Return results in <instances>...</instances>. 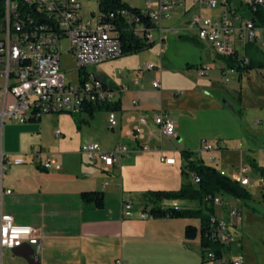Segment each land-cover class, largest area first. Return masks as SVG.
<instances>
[{
  "label": "crops",
  "instance_id": "0c3cea01",
  "mask_svg": "<svg viewBox=\"0 0 264 264\" xmlns=\"http://www.w3.org/2000/svg\"><path fill=\"white\" fill-rule=\"evenodd\" d=\"M185 1V7L176 8L165 21L171 20L175 15L178 19L176 25L180 26L177 29L178 37L196 40L194 33L184 28L191 7L190 1ZM174 27L163 28L174 30ZM157 37L158 35L155 38ZM161 43L166 47L164 37L161 38ZM197 44L201 49L205 45L198 41ZM246 46L243 48L245 54ZM160 50H164L161 45ZM132 56L120 57L118 60L137 58L135 55ZM219 58L221 59L219 66L209 62L214 69L205 78H200L196 74V68L200 65L187 68L186 64L185 71L180 76L181 80H174L177 82L176 87L180 88L173 90L163 88V71L155 66L153 69L155 73L149 81L145 80L146 77L143 75L147 72L144 67L142 69L129 67L131 70L127 75L114 78L109 76L110 66H106L112 61L100 64L95 75L108 83L118 94L115 98V103L119 102L120 105L119 111H115L117 126L108 129L107 119L104 120L102 127L110 133L103 143L98 137L102 128H97L94 123L95 113L90 116L85 111L80 114H86L90 119L82 120V125L75 119L69 122L70 125L65 132L55 130L54 134L59 131L60 135H55L64 138L67 133L69 138L74 137L77 141L88 142L85 144H98L103 151H109L116 145L125 143L132 156L122 159L119 164L109 169L91 165L84 157L88 166L79 161V164L68 163L67 168H63L58 163L59 160L54 158L44 160L41 152L37 151L40 157L31 159L33 165L28 166L24 163L10 167L6 178L7 171L4 174L3 185L11 190V195L3 197L2 212L10 216L17 226L38 229L40 239L36 245H23L13 253L8 252L7 264H115L117 260L124 264H159L160 262L191 264L193 249L198 251L200 257L199 240L184 239V229L188 225L186 220L140 218L141 214L146 213L142 194L149 190L159 191L154 189L175 191L165 189H170L168 183L171 175L178 174L184 177L182 174L184 162L180 156L183 150L193 152L205 164H208L206 159L213 156L215 163L208 165L218 172H233L244 166L250 168L249 160L256 165H262L253 154L255 152L249 148V140L246 141V137L264 139V93L258 90L264 91V70H257L260 71V79L252 74L254 70L247 72L236 70L228 74V79L232 76L234 80L227 87V95L220 94L215 89V84H227L222 81L221 71L228 66L224 58ZM209 63L201 62V65ZM119 65L122 66L121 63ZM192 70L195 71L197 80L205 84L203 91L209 94L208 98H204V92L201 94L195 85L189 82L187 76ZM79 76L80 73L77 72V77ZM155 81L159 82L158 90L152 87ZM249 83L251 87L245 86L246 89H242ZM178 92H182V95L178 96ZM224 96L230 97L239 106L238 112L242 114L240 120L234 119L220 102L221 99L224 100ZM133 101L137 104L133 105ZM159 112L167 113L173 120L175 138L167 139L160 136L158 128L153 123V116ZM103 113L107 116V112ZM41 119L42 117L40 121ZM140 119H145L144 125L140 124ZM30 124L21 125L12 121L5 123L0 135V158L12 157L11 154H14L12 151H17L18 155L26 153V150H20L21 141L19 145L14 144V148L17 149H10L5 143V137L7 138L5 133H9V127H23ZM136 128L142 130L139 139L135 133ZM16 141L18 142L17 138ZM209 141H218L217 147L214 148ZM100 142L103 143L104 148L101 147ZM203 142L211 145L214 150L207 153L200 152ZM234 142L238 144L237 149H233ZM79 148L80 146L78 153ZM259 150L264 154V140ZM161 159H174L175 162L173 165H167ZM38 160L53 161L60 166V170L44 171L38 167L40 162ZM186 178L189 180L180 182L179 188L191 182L190 175H186ZM260 182L264 184L261 180ZM244 188L251 196L247 187ZM90 191L103 193L102 208L97 209L93 203L86 205L81 200V193ZM128 201L133 203L131 218L122 215V205ZM178 203V201L163 202L162 205L164 208L183 206ZM234 207L238 206L234 204ZM248 208L252 212L255 211L251 207ZM218 209H215V214L226 217L224 210ZM239 225L241 222L235 231L233 245L243 241ZM236 247L238 248V245ZM200 264H202L201 260Z\"/></svg>",
  "mask_w": 264,
  "mask_h": 264
},
{
  "label": "built area",
  "instance_id": "2783aa9c",
  "mask_svg": "<svg viewBox=\"0 0 264 264\" xmlns=\"http://www.w3.org/2000/svg\"><path fill=\"white\" fill-rule=\"evenodd\" d=\"M191 7L186 19L185 29L195 35L196 40L208 45L219 57L237 60L234 67H226L221 71L223 83H228V74L236 71V66L245 67L248 59L244 49L240 47L248 43L258 47L264 59V28L255 26L252 10L264 5V0H189ZM121 3L146 15L154 30L145 32L138 24V18L130 15L125 9L108 15L112 20L122 17L129 26L134 25V33L140 39L155 44L161 36L173 29H164L162 21L167 20L176 8H183L185 0H120ZM96 4V3H95ZM97 9L90 11V17L80 15V0H4V16L0 20V135L6 122L17 124L31 123L44 115L68 114L78 115L87 111L89 106L112 105L117 92L104 85L93 73L85 69L119 59L122 56V46L117 32L109 23H102ZM218 11L216 16L206 13ZM42 20L36 23L35 17ZM35 22V23H34ZM158 35L157 38L155 36ZM159 38V39H158ZM240 43V44H239ZM240 46V47H239ZM63 53L73 56L76 70L82 73V81L72 86L67 83L61 68L60 57ZM148 64L144 70H153ZM214 69L212 64H203L196 68L200 78L207 77ZM97 79V90H88V81ZM154 89H160L158 81L152 83ZM182 92H178V96ZM136 105V101H133ZM153 123L163 138H175V124L165 112L153 116ZM145 124V119H140ZM117 117L114 111L107 112V127L114 129ZM137 139L142 130L135 129ZM56 135H60L56 131ZM213 147L202 143V153L213 151ZM79 153L91 165H99L104 169L112 168L126 158L130 150L126 145L119 144L109 151H103L98 144H84ZM36 158L40 155L37 153ZM208 164H214L215 158L206 159ZM264 163V154L261 158ZM167 165H173L174 159H161ZM25 163L23 158L1 156L0 158V264L4 252H13L23 245L33 246L39 242L40 233L34 227L17 226L10 216L2 212L4 196L11 195V190L3 185V177L12 166ZM38 167L44 171L60 170L53 161H40ZM221 175L245 187L248 184L250 168L241 167L231 175L219 171ZM191 182L198 184L199 179L190 173ZM106 185V184H105ZM205 202L214 209L227 211L226 217L214 215L210 219L206 239L217 246L219 251L206 250V264H243V256L232 257L231 246L235 242V231L241 222V213L231 205L223 195L208 196ZM122 215L133 216V203L122 205ZM142 220L149 217L148 213L140 215ZM115 264H124L117 260Z\"/></svg>",
  "mask_w": 264,
  "mask_h": 264
},
{
  "label": "rangeland",
  "instance_id": "374dc122",
  "mask_svg": "<svg viewBox=\"0 0 264 264\" xmlns=\"http://www.w3.org/2000/svg\"><path fill=\"white\" fill-rule=\"evenodd\" d=\"M81 2V10L80 15L83 18L90 17V11L92 9L96 10V4L94 1L90 0H80ZM173 14V13H172ZM218 11H214L211 13H206L207 16H216ZM178 19L175 15H173L172 19L169 21H162V26L164 27H174L171 33L162 34L161 37L165 38L166 49L160 50L159 42H155L154 47L148 51L142 52L140 54L135 55L137 57L135 60H123L119 61L114 60L111 64L106 66H110L111 75L114 78H120L121 76L127 75L131 69L129 67H134L135 69H142L147 64H152L158 70L163 71V78H162V85L163 88L167 90H173L180 87L177 86V82L174 81L176 79L181 80L182 72L185 71V67L191 66H198L201 65V62H212L215 66H219L221 59L217 57V55L211 50L208 45H204L203 49L200 46H195L190 44L186 41H183L180 37H178L177 29L180 26H177ZM156 37V36H155ZM240 44V43H239ZM240 47V46H239ZM243 47H240V51H242ZM133 57V56H131ZM121 63L122 66L119 65ZM60 64L61 68L65 73L67 83H70L72 86H75L78 83L77 77V70H76V62L72 55L63 53L60 57ZM187 64V65H186ZM211 64V63H209ZM103 65V64H102ZM97 67H88L85 69L86 73H94L97 74L98 68ZM165 70L168 72L166 73ZM173 72V73H172ZM259 72L254 70L252 73L256 77L259 78ZM153 73L155 70H150L145 72V80H151L153 77ZM174 76H173V75ZM210 75V74H209ZM174 77V78H173ZM189 82L194 84L196 89L202 94L204 92V98H208L209 94L207 95L205 91H203L205 84L201 80H197L195 76V71L192 70L189 72L187 76ZM246 79V77H243ZM230 82L227 84H215V89L219 91L220 94H226V90L228 85L234 79L232 76L229 77ZM260 79V78H259ZM245 86L251 87V83L245 84ZM246 89V88H245ZM256 89V88H255ZM182 90V89H180ZM259 92L260 89H258ZM177 91V90H175ZM173 91V92H175ZM220 102L224 105L225 109L234 117V119L240 120L242 118V114L238 112L239 106L228 96H224V100L221 99ZM95 125L99 130L98 137L101 142H106L105 139L107 138V134L110 133L109 131L104 130V120L107 119V116L103 112H95ZM77 119L79 123L82 125V120L90 119L86 114H80L76 116H71L68 114H49L44 115L39 123H31L30 125H24L23 127H9V133H5V143L8 144L9 148L12 150L17 149L14 148V144H18L21 141V149L26 150V153L22 155H18L17 151H12L14 154H11L12 157H22L25 160V165H33L31 159H35V155L37 151H40L43 155V159H50L54 158L59 160V164L63 168H67L66 165L69 164H79V161L83 163V165H87V162L84 160L83 156L78 153V147L82 144L88 143L84 141H77L74 137L69 138L68 134L63 137H58L54 134L55 130H59L61 132H65L69 127V122ZM89 121V120H88ZM103 126V127H102ZM106 128V125H105ZM5 130V129H4ZM8 130V127L6 128ZM5 130V131H6ZM24 130L25 132L22 133L21 131ZM70 134V133H69ZM18 139V142L16 141ZM246 141H248V146L251 148L255 153V157L257 158L259 164L258 166H264L261 158L263 156L262 151L259 150L262 148V140L263 138L256 139L247 136ZM7 139V140H6ZM100 142L101 147L104 148L103 143ZM214 148L217 147L218 141H209ZM233 149H237L238 144L233 143ZM123 145H126L123 143ZM232 146V145H231ZM19 149V148H18ZM258 150V151H257ZM132 154H128L127 157H131ZM42 159V160H43ZM40 161V160H38ZM157 161H159L157 159ZM158 163V162H157ZM256 164V163H255ZM49 171V170H48ZM47 171V172H48ZM50 172V171H49ZM234 172V171H233ZM233 172L227 171L226 173L231 175ZM8 175L5 174V178ZM250 184L246 185L247 189L251 192V199L249 201H236L231 199L230 197L224 195L223 198L230 201L232 206L237 205L238 209H240L242 214V221H241V231L243 235V241L241 243H235L231 247L232 257L237 256V254L243 256V264H264V180L256 175L250 167ZM189 180V178H188ZM186 176L183 178L180 175H171L168 188L165 190H176L179 188L180 182L188 181ZM154 190H164V189H154ZM175 202V201H170ZM180 205H183L179 208H191L196 209L198 207L197 203H182L179 201ZM246 204V205H245ZM253 208L255 211L252 212L248 207ZM145 209V208H144ZM218 209V208H217ZM219 210V209H218ZM224 214L227 211H223ZM188 225L198 226L197 220L187 221ZM240 224V223H239ZM197 241V240H196ZM238 245V248L236 247ZM8 252H5L3 255V264H7L6 255ZM10 254V253H9ZM11 255V254H10ZM191 264H200V257L198 251L193 249L191 252ZM159 264H163L160 262Z\"/></svg>",
  "mask_w": 264,
  "mask_h": 264
},
{
  "label": "trees",
  "instance_id": "16d2710c",
  "mask_svg": "<svg viewBox=\"0 0 264 264\" xmlns=\"http://www.w3.org/2000/svg\"><path fill=\"white\" fill-rule=\"evenodd\" d=\"M19 1V0H16ZM98 5V12L101 17L102 23H109L114 27L117 32L118 39L122 46V57L137 55L142 52L148 51L154 47V43L148 42L145 39L138 38L134 33V25L129 26L124 18L115 17L110 20L108 15L112 12L125 9L130 15L138 18V24L143 27L145 32L153 31L154 27L150 23L146 15L140 14L135 8L125 5L120 0H90ZM252 17L255 26L264 28V5L252 10ZM4 16V0H0V20ZM36 23L40 24L42 20L38 16L35 17ZM35 23V22H34ZM195 46H199L197 41L189 37H180ZM246 57L248 65L245 67L236 66L238 72H247L252 70H264L263 54L253 44L248 43L246 46ZM228 67H234L237 60L223 59ZM187 68H192L187 66ZM79 80L82 81V73L80 72ZM104 85L110 89V85L102 81ZM119 102L112 105H96L89 106L88 114L92 116L95 112H108L119 111ZM40 119L33 120L31 123H38ZM183 160L182 174L184 176L192 173L199 179L198 184L188 182L183 184L178 190L175 191H146L142 194L143 201L146 204V212L151 219H181L186 221L198 220V226L186 225L184 229V239L187 241L199 240L200 243V260L202 264L204 261L206 250L219 251V246L210 243L206 236L208 235L210 219L215 215V209L212 205L205 202L208 196L226 195L231 199L238 201H249L251 199L250 193L238 183L231 181L228 177L221 175L215 168L205 164L200 158L196 157L193 152L183 150L180 153ZM249 166L253 172L264 180V166H258L253 161L249 160ZM84 204H94V207L100 209L103 207L104 195L100 191L83 192L80 195ZM181 201L197 203L196 209L191 208H164L163 202Z\"/></svg>",
  "mask_w": 264,
  "mask_h": 264
},
{
  "label": "bare ground",
  "instance_id": "6f19581e",
  "mask_svg": "<svg viewBox=\"0 0 264 264\" xmlns=\"http://www.w3.org/2000/svg\"><path fill=\"white\" fill-rule=\"evenodd\" d=\"M88 90H97V79H90L88 81Z\"/></svg>",
  "mask_w": 264,
  "mask_h": 264
},
{
  "label": "water",
  "instance_id": "95a60500",
  "mask_svg": "<svg viewBox=\"0 0 264 264\" xmlns=\"http://www.w3.org/2000/svg\"><path fill=\"white\" fill-rule=\"evenodd\" d=\"M100 80H101V79H100ZM101 81H102V80H101ZM13 252H14V251H13ZM13 252H12V253H13ZM27 261H28V260H27Z\"/></svg>",
  "mask_w": 264,
  "mask_h": 264
}]
</instances>
